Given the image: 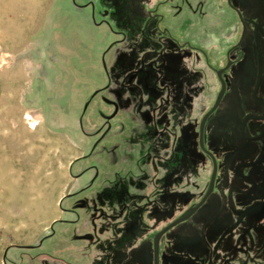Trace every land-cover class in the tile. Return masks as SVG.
Wrapping results in <instances>:
<instances>
[{
    "label": "flooded vegetation",
    "instance_id": "obj_1",
    "mask_svg": "<svg viewBox=\"0 0 264 264\" xmlns=\"http://www.w3.org/2000/svg\"><path fill=\"white\" fill-rule=\"evenodd\" d=\"M58 6L42 104L65 94L80 146L2 263L264 264V0Z\"/></svg>",
    "mask_w": 264,
    "mask_h": 264
},
{
    "label": "rangeland",
    "instance_id": "obj_2",
    "mask_svg": "<svg viewBox=\"0 0 264 264\" xmlns=\"http://www.w3.org/2000/svg\"><path fill=\"white\" fill-rule=\"evenodd\" d=\"M59 1L0 0V264L47 233L72 182L77 114L64 112L65 94L42 104L55 84L47 46Z\"/></svg>",
    "mask_w": 264,
    "mask_h": 264
}]
</instances>
